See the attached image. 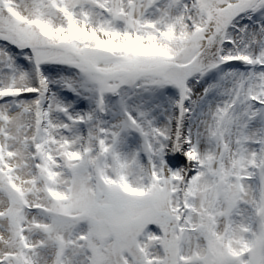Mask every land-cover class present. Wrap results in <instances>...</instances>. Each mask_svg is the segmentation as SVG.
Returning <instances> with one entry per match:
<instances>
[{
    "label": "snow or ice",
    "instance_id": "snow-or-ice-1",
    "mask_svg": "<svg viewBox=\"0 0 264 264\" xmlns=\"http://www.w3.org/2000/svg\"><path fill=\"white\" fill-rule=\"evenodd\" d=\"M0 264H264V0H0Z\"/></svg>",
    "mask_w": 264,
    "mask_h": 264
}]
</instances>
